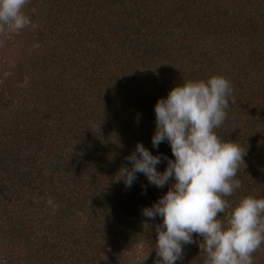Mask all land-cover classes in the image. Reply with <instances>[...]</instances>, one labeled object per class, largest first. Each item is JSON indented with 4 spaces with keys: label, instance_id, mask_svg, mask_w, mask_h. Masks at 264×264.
<instances>
[{
    "label": "trees",
    "instance_id": "1",
    "mask_svg": "<svg viewBox=\"0 0 264 264\" xmlns=\"http://www.w3.org/2000/svg\"><path fill=\"white\" fill-rule=\"evenodd\" d=\"M22 11L30 24L0 30V47L18 50L0 62V264L156 257L160 217L141 210L168 185L138 173L126 188L114 174L137 141L172 158L166 141L151 145L153 105L183 81L230 82L214 131L246 155L225 199L264 195V0H27ZM202 239L193 233L182 264H206ZM252 256L264 264V243Z\"/></svg>",
    "mask_w": 264,
    "mask_h": 264
},
{
    "label": "clouds",
    "instance_id": "2",
    "mask_svg": "<svg viewBox=\"0 0 264 264\" xmlns=\"http://www.w3.org/2000/svg\"><path fill=\"white\" fill-rule=\"evenodd\" d=\"M27 0H0V30H20L30 24L22 11ZM230 82L212 75L206 80H187L173 85L155 101V129L151 145L169 144L172 158L153 154L142 142L124 157L114 180L130 188L143 174L157 188L168 185L151 206L142 208L156 224V264H177L183 246L193 242V233L207 254L206 264H253L252 253L264 243V195L242 196L234 205L225 197L241 187L237 171L244 166L246 148L222 140L214 129L226 119L232 102ZM166 160L162 171L157 165ZM52 204L51 198L48 200ZM230 208L225 223L219 218ZM145 225L148 227L147 223Z\"/></svg>",
    "mask_w": 264,
    "mask_h": 264
},
{
    "label": "rangeland",
    "instance_id": "3",
    "mask_svg": "<svg viewBox=\"0 0 264 264\" xmlns=\"http://www.w3.org/2000/svg\"><path fill=\"white\" fill-rule=\"evenodd\" d=\"M0 35H2V31H0ZM17 51L18 50L14 47H12V48H1L0 47V62H3L4 65L12 64L11 62L13 61V57L17 54ZM3 255H4V252L2 250H0V261H1ZM158 259H159V257L156 256V257H153L151 259L142 258V261L144 262V264H156V261ZM3 262L4 261H2L1 263H3ZM177 262L179 264H182L185 262V260L181 258V260L177 261Z\"/></svg>",
    "mask_w": 264,
    "mask_h": 264
}]
</instances>
